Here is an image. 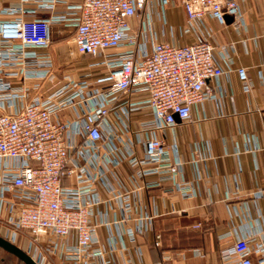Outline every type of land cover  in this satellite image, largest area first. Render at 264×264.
<instances>
[{"label":"crops","instance_id":"crops-1","mask_svg":"<svg viewBox=\"0 0 264 264\" xmlns=\"http://www.w3.org/2000/svg\"><path fill=\"white\" fill-rule=\"evenodd\" d=\"M82 2L0 0V21L46 19L51 39L49 47L27 51L18 41L0 40V112L15 114L37 97L58 105L55 119L68 124V146L85 138L86 114L107 104L97 78L133 48L124 44L96 57L80 54L74 36ZM239 6L241 25L231 17L222 25L210 14L203 24L191 23L180 0L167 5L151 0L142 21L132 19L133 27L156 42L208 40L225 74L213 82L215 97L173 126L162 125L145 95H123L100 126L101 142L94 149L82 145L62 185L69 200L78 186L94 203L92 249L101 253L69 260L64 250L75 245V235L48 238L39 246L28 232L16 230L12 218L22 200L6 185L18 168L33 164L26 159L0 160V235L38 264H240L237 240L264 244V0H240ZM141 42L146 53L152 51L151 41L142 36ZM26 54L36 55L27 61L32 64L25 65ZM145 138L164 140L171 161L181 164L174 179L135 165L145 155Z\"/></svg>","mask_w":264,"mask_h":264},{"label":"built area","instance_id":"built-area-1","mask_svg":"<svg viewBox=\"0 0 264 264\" xmlns=\"http://www.w3.org/2000/svg\"><path fill=\"white\" fill-rule=\"evenodd\" d=\"M151 0H83L79 9L74 42L82 55L96 57L102 52L124 44L133 48L114 58L113 67L97 78L99 91L107 104L86 114V136L75 146L65 141L67 123L56 121L60 108H54L40 97L25 102L15 114L0 112V160L26 159L32 165L20 167L13 181L6 187L14 197L21 198L14 214L16 230L26 231L31 241L41 245L45 239H67L75 235L76 243L64 250V257L80 261L90 254L97 242L96 224H92L90 210L94 203L85 190L78 186L74 199L62 178L73 172L74 160L83 144L94 149L102 140L101 124L106 121L114 105L123 95L143 94L148 107L164 126H173L176 117L190 120L192 112L206 100L215 97L213 82H219L225 70L216 62V49L208 40L197 36L193 43L176 45L156 42L132 26V19L142 21ZM170 0H161L167 5ZM191 23L203 24L210 14L220 24L231 17L235 24H244L240 0H180ZM144 36L151 41L152 51L146 53L141 42ZM0 40L16 42L27 51L51 45L49 22L33 20L0 21ZM25 65L32 64L35 54L23 57ZM240 79L247 81V72L238 70ZM65 105L69 100L64 101ZM62 104H60L61 106ZM145 155L135 165L149 167L174 179L181 164L171 161L164 140H142ZM95 164L99 161L93 159ZM98 202V201H97ZM161 246L160 236L155 242ZM235 252L240 264H264V244L251 245L248 240H237ZM50 264V263H47Z\"/></svg>","mask_w":264,"mask_h":264},{"label":"water","instance_id":"water-1","mask_svg":"<svg viewBox=\"0 0 264 264\" xmlns=\"http://www.w3.org/2000/svg\"><path fill=\"white\" fill-rule=\"evenodd\" d=\"M178 118V117H176ZM0 248L7 253L12 254L25 264H38L27 252L22 250L16 244L0 235Z\"/></svg>","mask_w":264,"mask_h":264},{"label":"rangeland","instance_id":"rangeland-1","mask_svg":"<svg viewBox=\"0 0 264 264\" xmlns=\"http://www.w3.org/2000/svg\"><path fill=\"white\" fill-rule=\"evenodd\" d=\"M0 264H20V263L18 262L16 257L7 255V253L0 250Z\"/></svg>","mask_w":264,"mask_h":264},{"label":"trees","instance_id":"trees-1","mask_svg":"<svg viewBox=\"0 0 264 264\" xmlns=\"http://www.w3.org/2000/svg\"><path fill=\"white\" fill-rule=\"evenodd\" d=\"M0 250L4 251L2 248H0ZM4 252L7 253L6 251H4ZM7 255L13 256V255L10 254V253H7ZM13 257H15V256H13ZM17 260H18V262H19L20 264H25L24 262H22V261L19 260L18 258H17Z\"/></svg>","mask_w":264,"mask_h":264}]
</instances>
